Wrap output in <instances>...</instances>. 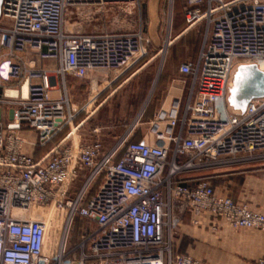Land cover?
<instances>
[{"label": "built area", "instance_id": "built-area-1", "mask_svg": "<svg viewBox=\"0 0 264 264\" xmlns=\"http://www.w3.org/2000/svg\"><path fill=\"white\" fill-rule=\"evenodd\" d=\"M135 1L2 0L0 85H15L4 87L0 99L9 105L11 118L5 127L0 122V264L49 259L67 264L74 261L69 255L75 249L79 264H204L186 253L172 254L184 213L192 224L207 212L232 228L264 232V212L215 193L206 180L182 183L178 176L217 163L264 160V96L251 99L241 114L230 111L226 101L235 62L264 63V0H185L184 29L205 23L207 32L197 63L179 66L192 77L184 114L178 117V102L161 111L156 121L166 125H153L156 142L131 140L137 123L109 147L101 139L76 135L75 140L78 126L71 124L78 111L66 77L84 78L96 68L121 72L147 51L140 31L66 32L64 16L73 6L100 9ZM40 61L56 65L45 68ZM22 125L36 132L40 145L68 131L41 161L22 151ZM46 208L64 217L63 244L48 259L49 221L26 217L30 209ZM76 217L95 227L83 231L68 250Z\"/></svg>", "mask_w": 264, "mask_h": 264}, {"label": "rangeland", "instance_id": "rangeland-1", "mask_svg": "<svg viewBox=\"0 0 264 264\" xmlns=\"http://www.w3.org/2000/svg\"><path fill=\"white\" fill-rule=\"evenodd\" d=\"M148 3L149 0H136L133 5H109L100 9H98L97 6H73L68 9L64 16L63 30L66 32L97 33L102 31H140L144 37V45L147 51L142 59L122 72L116 82H110L108 84L111 77L116 76L118 71L106 68L93 69L84 78H78L71 75L66 77V90L69 99L74 105L75 110L78 111L73 119L71 127L76 125L79 126L75 131V136L80 135L82 140L101 139L104 145L110 146L129 127L137 123L136 128L132 132L133 135L138 127H140V123L148 120L146 119L147 110L149 111L155 97L159 95L160 89L165 86L169 74L176 72L173 70V67L168 66V58L167 56L164 58V56L167 52L168 54L171 52L169 46L174 37L175 19L178 15L182 14L184 0L158 1L157 14L159 23L156 29L157 39H153L149 34L150 20ZM2 22L8 23L7 20ZM200 30L204 42L207 28L206 26H200ZM181 49L182 48L179 46H176L173 52L177 53ZM19 57L22 59L29 58L27 55L22 54L19 55ZM241 64L255 63L238 60L234 64L232 74L236 66ZM256 67L258 68L257 65ZM168 69L169 74L165 73ZM171 70L172 72H170ZM159 71L160 75L156 88L150 96L151 99L149 93ZM133 73L135 74L132 76ZM59 85L63 86V81H60ZM11 86L10 83L7 88H10ZM94 94L95 98H91ZM228 95L229 91L227 88L226 101ZM0 99L3 98L0 97ZM89 100L90 104L80 110L82 105ZM5 104L7 105V103ZM0 105H2V103H0ZM228 108L232 111L231 107L228 106ZM64 130L67 132L68 128H65ZM75 140H77V136L75 137ZM211 166L187 170L178 176L186 180V175L191 173H194L193 175L210 174L212 170L209 169V167ZM95 187L96 185L91 188L89 196L93 193ZM31 210L35 209H30L27 213L31 212ZM35 211L36 213L42 211L41 214L44 215L45 218L47 217L49 225L54 224L53 228H48V235L52 238L50 249L45 253L48 259L58 251L59 245L62 241L63 228H61V226L64 217H56V211L53 212L51 208ZM94 227V223L88 222L85 218L76 217L67 239V249L71 250V248L79 242V237L83 229L85 231V229H93ZM69 257L74 261L67 264L80 263L76 261L78 260V250H72ZM45 264L60 263H53L52 260L49 259V262Z\"/></svg>", "mask_w": 264, "mask_h": 264}, {"label": "crops", "instance_id": "crops-1", "mask_svg": "<svg viewBox=\"0 0 264 264\" xmlns=\"http://www.w3.org/2000/svg\"><path fill=\"white\" fill-rule=\"evenodd\" d=\"M183 12L175 19L174 37L169 46L171 52L169 54L167 52L164 56V58L166 56L168 58V66L173 67L176 72L169 74V69L165 71V73L169 74V78L165 86L160 89L159 95L155 97L149 111L147 110L146 119L148 120L141 122L140 127L133 133L131 137L133 141L145 139L150 142H156L153 125L156 123L159 129H164L166 125V121L156 122L158 114L161 111L169 110L176 102H178L179 118L182 117L186 109L192 77L180 72L179 66L184 62L197 63L203 46V35L200 26L205 27V23L199 24L198 28L184 29ZM176 46L182 48L177 53L173 52ZM55 65L54 61L39 62V66L45 68H53ZM124 71L118 72L116 76L111 77L108 84L116 82ZM160 71L150 90L149 97L156 88ZM60 81H62V78L59 76L56 78L58 87H61L59 85ZM10 83L11 87L15 85L14 82L1 83L0 97H2V89L9 86ZM52 94H57V91L53 90ZM10 121L9 105L2 103L0 105V122L5 127ZM18 133L25 140L22 151L41 161L48 156L54 146L61 144L66 139V132L62 130L44 145H40L33 129L22 125ZM3 168L4 166L0 164V171ZM209 169L212 170L210 174L193 175L194 173H191L186 175V182L193 183L197 180H206L212 185L215 193L227 196L235 202L245 204L250 209L264 212V160L217 163L209 167ZM197 219L198 223L192 224L191 215L189 213L183 214L177 225L176 234L172 242L173 255L186 253L204 264H259V260L264 257L263 231L232 228L225 222L214 219L207 212L201 213Z\"/></svg>", "mask_w": 264, "mask_h": 264}, {"label": "water", "instance_id": "water-1", "mask_svg": "<svg viewBox=\"0 0 264 264\" xmlns=\"http://www.w3.org/2000/svg\"><path fill=\"white\" fill-rule=\"evenodd\" d=\"M158 1L149 0L148 3L149 34L153 39H157ZM1 2L2 0L0 6ZM228 91V106L232 108L233 113L241 114L251 99L264 96V71H260L255 64L239 65L231 76Z\"/></svg>", "mask_w": 264, "mask_h": 264}, {"label": "bare ground", "instance_id": "bare-ground-1", "mask_svg": "<svg viewBox=\"0 0 264 264\" xmlns=\"http://www.w3.org/2000/svg\"><path fill=\"white\" fill-rule=\"evenodd\" d=\"M171 4H172V3H171ZM170 7H171V6H170ZM238 66H239V65L236 66V68L234 69V71L238 68ZM258 69H259L260 71H264V63H260V64L258 65ZM262 69H263V70H262ZM9 93L14 94V91H9ZM23 93H24V94L26 93V86L23 87ZM95 94H96V93H95ZM95 94H94L91 98H94ZM89 104H90V100L87 102L86 106H88ZM176 204H177V202H176ZM48 216H49V215H48ZM26 217H28V218H30V219H42V218H45V216L42 215L41 212H40V213H36L35 210H31V212H28L27 215H26ZM49 219H50V218H49ZM46 220H47V217H46ZM46 220H45V221H46ZM47 221H48V220H47ZM53 226H54V224H53V225H51V224L49 225L50 228H53ZM51 240H52L51 236H50V235H47V236H46V241H45V246H44V251H45V253L48 252L49 249H50ZM61 244H63V235H62V241H61Z\"/></svg>", "mask_w": 264, "mask_h": 264}, {"label": "trees", "instance_id": "trees-1", "mask_svg": "<svg viewBox=\"0 0 264 264\" xmlns=\"http://www.w3.org/2000/svg\"><path fill=\"white\" fill-rule=\"evenodd\" d=\"M184 8H185V0H184V6H183V9H184ZM183 11H184V10H183ZM179 182L187 183L186 180H184L183 178H179ZM85 230L87 231V229H85ZM88 230H89V229H88ZM83 231H84V229H83ZM83 231H82V232H83ZM82 232H81V233H82Z\"/></svg>", "mask_w": 264, "mask_h": 264}]
</instances>
